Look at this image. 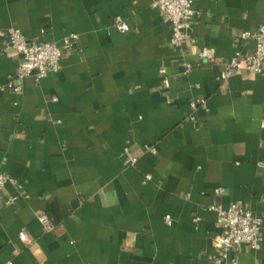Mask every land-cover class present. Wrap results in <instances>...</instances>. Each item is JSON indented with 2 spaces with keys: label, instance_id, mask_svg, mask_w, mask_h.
<instances>
[{
  "label": "crops",
  "instance_id": "0c3cea01",
  "mask_svg": "<svg viewBox=\"0 0 264 264\" xmlns=\"http://www.w3.org/2000/svg\"><path fill=\"white\" fill-rule=\"evenodd\" d=\"M151 3L0 0V170L15 180L2 196L18 195L0 205V264H211L210 206L231 202L261 216L262 245L235 251L237 264H264V75L220 78L223 61L253 50L239 34L264 23V0H194L181 49ZM11 26L59 46L77 39L56 73L15 91ZM204 46L215 62L199 56ZM180 53L193 64L186 74Z\"/></svg>",
  "mask_w": 264,
  "mask_h": 264
},
{
  "label": "built area",
  "instance_id": "2783aa9c",
  "mask_svg": "<svg viewBox=\"0 0 264 264\" xmlns=\"http://www.w3.org/2000/svg\"><path fill=\"white\" fill-rule=\"evenodd\" d=\"M194 0H152L151 5L161 11L171 24L170 43L177 49H181L185 39L190 36L191 19L195 13L193 8ZM113 26L119 31L128 29L127 22L120 16H114ZM240 38L247 39L252 37L255 40V46L249 53H239L228 60L223 61V68L220 72V78L226 79L232 74H241L244 71H250L264 75V23L259 24L251 32L241 31ZM8 47L12 48L18 54V65L13 74L8 78L7 86L15 91L22 88V82L27 77H33L36 81L41 77L56 73L60 68V59L62 49H69L75 45L77 34L69 33L63 37L61 46L53 41H46L37 38H27L22 32L11 26L7 29ZM199 56L210 62L216 61L215 50L212 47L204 46L199 50ZM180 56L181 73L190 72L193 64ZM159 75L162 78L163 86L168 87L169 76L165 66L159 67ZM203 102L199 98L191 101V107L195 109L197 102ZM194 119L193 114L190 116ZM264 127V119L262 120ZM150 151H155L154 146H147ZM125 154L124 163L133 165L137 157L129 152L128 148L123 150ZM264 165V163L262 164ZM149 178V175L147 176ZM15 180L0 170V205L2 203L14 202L18 195L10 194L7 197L2 196L4 186L7 182ZM222 188H215V193L220 194ZM210 208L217 211L218 232L212 238V246L217 249L218 256H214L211 264H237L234 252L242 248H249L257 251L262 245L261 234V216L254 213L248 206L231 202L228 206L212 205ZM45 230H55L56 225L50 220L46 213L39 216ZM166 222L170 223L169 215L165 216ZM19 237L24 241H29L25 230L19 231Z\"/></svg>",
  "mask_w": 264,
  "mask_h": 264
}]
</instances>
